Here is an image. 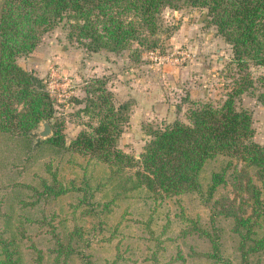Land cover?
I'll list each match as a JSON object with an SVG mask.
<instances>
[{"label": "trees", "instance_id": "16d2710c", "mask_svg": "<svg viewBox=\"0 0 264 264\" xmlns=\"http://www.w3.org/2000/svg\"><path fill=\"white\" fill-rule=\"evenodd\" d=\"M165 7L204 11L230 46L235 76L224 98L194 102L186 122L148 127L134 157L117 144L128 102L93 77L82 100L71 97L82 104L73 115L85 120L66 143L45 84L17 57L62 23L64 37L87 52L137 58L159 45ZM251 65L264 66V0H0V173L9 176L0 188L25 189L29 203L19 202L28 210L51 205L31 219L45 244L30 264H264V143L251 139L250 114L236 104L255 88ZM42 120L51 135L35 140ZM2 217L0 264H25L22 231Z\"/></svg>", "mask_w": 264, "mask_h": 264}, {"label": "rangeland", "instance_id": "374dc122", "mask_svg": "<svg viewBox=\"0 0 264 264\" xmlns=\"http://www.w3.org/2000/svg\"><path fill=\"white\" fill-rule=\"evenodd\" d=\"M160 25L159 45L141 51L137 58L129 50L120 53L87 52L64 37L62 23L43 33L31 52L17 57L16 62L21 68L42 79L45 84L53 102V118L62 123L66 143L82 128L80 122L85 120L73 115V110L82 107V104L72 101L71 97L82 100L85 96L84 86L93 77L104 80L106 89L113 93L116 101L128 102V119L117 144L123 152L134 157L148 139V127H160L174 120L186 122V111L194 102H221L231 87L235 72L229 65L230 46L215 33L213 26L206 23L204 11L189 7L177 10L165 7L160 13ZM249 73L255 88L242 93L236 104L250 114L253 128L251 139L263 144L264 106L256 95L264 83V66L251 65ZM126 81L130 83L129 91L135 89L136 96L123 90L122 83ZM38 131L37 126L33 131L35 140ZM45 156V153H41L36 163H41ZM35 166L33 164L29 169L35 170ZM211 169V164H207L203 177L206 178ZM8 178V175L4 178L0 173V185L5 184ZM20 179L28 180L27 177ZM16 192L13 188H0V229L5 223L2 216L8 214L7 227L16 226L22 231L21 239L26 248L23 262L30 264L36 250L43 252L45 244L42 239L39 240L37 234L41 231L31 219L37 216L39 210L47 213L51 205L28 210L19 200L29 203L30 198ZM197 211L202 218L207 213L205 208H197ZM221 226L220 248L222 243V247L226 248L224 254L228 255L231 250L227 247L232 245V239L227 224L223 222ZM32 242L35 247L29 246Z\"/></svg>", "mask_w": 264, "mask_h": 264}, {"label": "water", "instance_id": "95a60500", "mask_svg": "<svg viewBox=\"0 0 264 264\" xmlns=\"http://www.w3.org/2000/svg\"><path fill=\"white\" fill-rule=\"evenodd\" d=\"M38 128L39 131L35 135L37 139H46L51 135V129L49 127V124L45 120L39 122Z\"/></svg>", "mask_w": 264, "mask_h": 264}, {"label": "crops", "instance_id": "0c3cea01", "mask_svg": "<svg viewBox=\"0 0 264 264\" xmlns=\"http://www.w3.org/2000/svg\"><path fill=\"white\" fill-rule=\"evenodd\" d=\"M125 71H126V69H124ZM130 85V83L129 82H124V84L122 83V86H123V90L125 91V92H127V93H129L130 92V94L131 95H133V96H136L137 94H136V91H135V89H133L132 91H129V86ZM141 97V94H139L138 95V98H140ZM138 104V103H137Z\"/></svg>", "mask_w": 264, "mask_h": 264}]
</instances>
